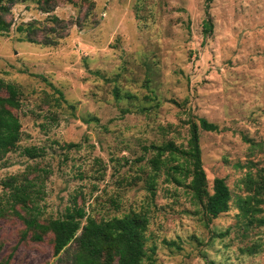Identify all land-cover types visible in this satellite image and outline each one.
I'll list each match as a JSON object with an SVG mask.
<instances>
[{"label": "rangeland", "instance_id": "1", "mask_svg": "<svg viewBox=\"0 0 264 264\" xmlns=\"http://www.w3.org/2000/svg\"><path fill=\"white\" fill-rule=\"evenodd\" d=\"M7 6L0 80L19 89L21 133L0 159V197L8 192L2 180L15 175L32 182L41 218L61 216L71 198L95 220L144 212L140 264H264V225L248 223L238 206L264 165V0ZM27 25L35 42L18 30ZM45 37L51 44L40 43ZM198 118L217 129L203 130ZM191 123L208 190L214 177L230 190L228 210L214 218L150 161L152 144L185 147ZM260 206L254 216L264 214ZM22 228L15 216L0 217L2 261L66 264L64 251L52 256L50 233L34 242Z\"/></svg>", "mask_w": 264, "mask_h": 264}, {"label": "trees", "instance_id": "2", "mask_svg": "<svg viewBox=\"0 0 264 264\" xmlns=\"http://www.w3.org/2000/svg\"><path fill=\"white\" fill-rule=\"evenodd\" d=\"M24 0H0V34L6 33L10 22L4 19L8 10L7 4ZM38 7L47 12L49 5L56 0H35ZM72 2V0H64ZM57 18L52 17L56 22ZM34 28L30 25L19 31H25L23 40L35 42L28 34ZM211 30L208 19L202 23V31L207 34ZM50 38L45 37L41 44H51ZM57 98L62 94L54 89ZM18 87L10 82L0 80V159L17 146L20 139V123L14 113L20 106ZM116 94V92H115ZM198 125L207 131L216 130L215 124L198 118ZM188 138L185 147H179L172 141H166L159 145H150L154 151L151 158L154 174L163 165L166 179H170L177 185L184 184L190 196L202 208L208 218H214L228 210L231 199L230 190L223 178L212 179L211 191L207 188L204 171L201 167L200 149L198 146V133L195 123H191L188 129ZM22 152L29 157L40 155V150L35 147H24ZM170 162V163H169ZM147 180V190L154 193V176ZM189 177L188 181L184 180ZM32 182L26 178H18L10 175L2 180V186L8 192L0 197V217L7 214L15 216L23 225L21 238L39 242L47 234H51L52 256H57L64 251L66 264H140L143 258L144 230L147 217L144 212L128 211L120 217L95 220L86 214L84 208L79 206L74 198L65 206L59 217L41 218L35 201L36 194H32ZM247 187L251 194L239 200L241 215L248 223L264 225V214L254 216V213L263 209L264 205V165L248 179ZM4 199V200H3ZM3 200V201H2ZM83 220V222H82ZM221 235V234H220ZM6 259H0V264H6Z\"/></svg>", "mask_w": 264, "mask_h": 264}]
</instances>
